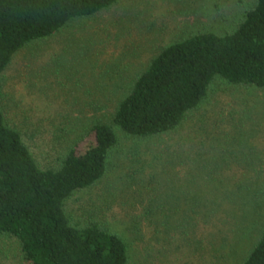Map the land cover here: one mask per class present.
<instances>
[{
	"label": "rangeland",
	"instance_id": "1",
	"mask_svg": "<svg viewBox=\"0 0 264 264\" xmlns=\"http://www.w3.org/2000/svg\"><path fill=\"white\" fill-rule=\"evenodd\" d=\"M256 1L120 0L95 16L75 18L14 56L0 77V107L38 164L57 169L70 147L61 139L66 127L79 134L97 121L111 124L118 102L162 47L198 32L231 33ZM77 99L88 108L75 106ZM116 131L106 175L65 202L71 224H96L120 236L129 264H190V254L191 264H242L264 221V88L216 76L176 130L144 139ZM89 138L84 135L82 146ZM190 180L207 201L213 189L214 200L243 220L237 235L230 230L234 223L212 233L203 256L190 252V238L177 248L184 238L180 220L178 228L163 230L164 218L188 214ZM0 264L30 263L14 238L0 235Z\"/></svg>",
	"mask_w": 264,
	"mask_h": 264
},
{
	"label": "trees",
	"instance_id": "2",
	"mask_svg": "<svg viewBox=\"0 0 264 264\" xmlns=\"http://www.w3.org/2000/svg\"><path fill=\"white\" fill-rule=\"evenodd\" d=\"M119 1L0 0V77L29 42L54 34L75 18L95 16ZM216 76L234 85L264 88V0H257L231 33L198 32L162 47L118 102L111 124L97 121L79 134L66 127L61 139L66 138L70 147L57 169L38 164L20 130L7 122L0 107V235L14 238L30 264H129L128 245L120 236L96 224L73 226L65 202L75 191L89 188L106 175L107 159L119 142L116 128L143 139L176 130L208 96ZM74 101L78 108H88V102ZM84 135V140L90 138L82 146ZM194 185L195 180H190L186 217L164 218L162 223L167 231L168 226L178 228L180 220L184 238L177 248L182 249L184 240L190 238V252L203 256L212 233L225 223H234L230 230L237 235L243 220L230 215L226 203L214 200L213 189L207 201L201 185L193 190ZM261 224V236L242 264H264V221Z\"/></svg>",
	"mask_w": 264,
	"mask_h": 264
}]
</instances>
